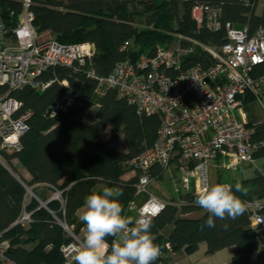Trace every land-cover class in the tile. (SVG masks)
<instances>
[{
  "label": "trees",
  "instance_id": "obj_1",
  "mask_svg": "<svg viewBox=\"0 0 264 264\" xmlns=\"http://www.w3.org/2000/svg\"><path fill=\"white\" fill-rule=\"evenodd\" d=\"M196 3L219 8L217 29L196 26L191 17ZM257 3L258 0H31L33 26L38 33L48 31L65 44L90 42L95 51L84 64L47 69L41 78L54 81L43 91L24 87L12 93L21 102L20 110H29L31 115L21 137L22 149L12 155L4 153L10 167L0 164V233L9 240L7 254L11 259L19 264H62L60 247L71 237L60 222L75 235L85 230L77 212L87 195L106 186L118 189L124 214L129 203L138 199L136 176H122L129 171L127 162L155 141L160 118L138 111L135 104L120 97L113 88L97 95V81L90 71L96 76L108 75L125 56L135 59L140 54H152L157 46L176 45L177 34L219 47L226 40V23L237 29L245 27L250 34L264 29V1L258 13ZM20 11V0H0V17L9 30ZM125 41L130 42L126 48ZM188 43L181 41L182 45ZM209 58L205 51L196 48L184 59L188 64L206 65ZM251 75H264V62L255 65ZM61 80H66L72 89L73 104L67 112L49 117V105L62 92ZM252 99L244 96L242 103L248 104ZM90 111L92 122L79 119L80 114ZM250 123L254 124L252 140L264 138V120ZM106 127L111 130L110 136L103 139ZM119 134L126 147L124 152L113 147ZM262 153L264 146L253 157ZM13 158L27 171L29 179L11 173H16L11 164ZM153 175L161 179L164 169L154 165ZM240 184L245 192H236L231 183L234 194L243 203L259 204L264 197V176H253ZM24 185L33 190L39 185L51 192L59 190L63 204L52 199L46 209L34 198L25 202ZM195 199L192 192L174 196L151 218V233L161 248L154 264H167L170 253H192L200 243L206 244L207 253L234 246L232 264H256L258 241L264 245V240L251 225L250 216L254 211L264 215V205L259 209L245 208L234 220L217 219L216 227L208 228L205 221L209 214L194 203ZM23 207L32 212V222L26 227L12 225ZM168 226L170 229L166 230ZM113 239L108 237L107 243L111 245Z\"/></svg>",
  "mask_w": 264,
  "mask_h": 264
},
{
  "label": "built area",
  "instance_id": "obj_2",
  "mask_svg": "<svg viewBox=\"0 0 264 264\" xmlns=\"http://www.w3.org/2000/svg\"><path fill=\"white\" fill-rule=\"evenodd\" d=\"M20 1L21 11L14 27L9 30L0 17V164L5 167L4 153L12 155L22 149L21 137L31 115L29 110H20L21 102L12 93L24 87L43 91L54 81L41 78L47 69L76 67L95 51L90 42L65 44L38 33L33 26L31 0ZM219 12L218 7L196 3L191 17L198 28L204 25L217 29ZM205 18L208 21L203 24ZM225 29L226 40L219 47L177 34L174 46H157L152 54H140L135 59L125 56L108 75L89 73L97 81V95L113 88L138 111L160 118L153 144L127 162L129 171L136 176L135 196H144L139 206L131 202L127 207H136V219H151L166 203L148 191L154 165L162 167L164 173L171 166L176 168V196L197 194L211 185V170L230 172L252 164L253 154L264 146V138L252 140L254 124L239 113L244 96L255 98L264 113V75H251L253 67L264 62V29L250 34L245 27L237 29L231 23H226ZM182 40L189 43L182 45ZM129 45V41L124 42V48ZM196 48L210 57L206 65L185 62L184 58ZM59 83L62 92L49 105V117L67 112L73 104L74 93L68 82ZM24 187L25 196H35L31 188ZM52 199L63 204L61 192L56 189L47 201H38L48 209L47 202ZM244 205L248 209L263 207L258 203ZM31 214L23 207L12 225L28 226ZM250 223L257 232L263 231L264 215L254 211ZM60 224L71 237L60 247L62 264H75V254L83 240L63 222ZM165 246L169 249L168 243ZM9 247V240L0 233V264H19L8 256Z\"/></svg>",
  "mask_w": 264,
  "mask_h": 264
},
{
  "label": "clouds",
  "instance_id": "obj_3",
  "mask_svg": "<svg viewBox=\"0 0 264 264\" xmlns=\"http://www.w3.org/2000/svg\"><path fill=\"white\" fill-rule=\"evenodd\" d=\"M235 191L245 192L239 183ZM120 195L118 189L106 186L85 197L79 217L85 228L84 241L75 254V264H154L160 257L161 248L151 233L152 220L124 214ZM194 203L209 214L205 221L208 228L216 227L217 219L234 220L245 211L244 203L227 183L205 186ZM110 236L115 237L111 245L107 243Z\"/></svg>",
  "mask_w": 264,
  "mask_h": 264
},
{
  "label": "rangeland",
  "instance_id": "obj_4",
  "mask_svg": "<svg viewBox=\"0 0 264 264\" xmlns=\"http://www.w3.org/2000/svg\"><path fill=\"white\" fill-rule=\"evenodd\" d=\"M263 1L264 0H258L257 7H256L257 13L260 12ZM207 21H208L207 18H205V21L203 22V24H206ZM42 35L44 37H48V38L54 37L48 31L43 32ZM245 105H248V106L244 107ZM240 111H241V116L243 118H245V120H246V118H250L251 120H258V119L264 120V113H263L261 107L259 106V104L257 103V101L255 100V98H253L250 102H248V104L242 103V105L240 107ZM90 114H91V111L82 113L79 116L85 120H88L91 116ZM11 164L16 170V173H14V174L17 177L21 176L23 178L24 172L22 171V168H21L22 166L20 165L19 161L16 158H13L11 160ZM252 164H253L252 167H249L247 164L246 166H243L236 171L214 172L213 175L211 176V185L216 184V183H227V184L233 183L235 185L237 183L240 184L244 179L252 178L254 176L253 170L255 168L260 170L262 173V176H264V154L262 153L260 155H257L256 157H253ZM8 166L9 165L7 164V167ZM176 179H177L176 173H174L172 171L165 173L161 179L154 177L153 181L151 182L150 186L148 187V191L150 193L158 196L159 198H161L164 201H169L174 196H176L174 193V189H175L174 185H175ZM29 188H31V187H29ZM31 190L33 191V194L35 195L32 198L36 199L37 201L39 200V201L45 202V199L42 200L43 198H41V197L45 198L51 194V190H47V189L40 188V187H36L34 190L31 188ZM143 197L144 196H139V197H137L138 199L133 202L136 207L142 203V201L144 200ZM29 199H30V193H28L27 196H25V202H27ZM262 202H264V197L262 198ZM136 207L131 208V209H127V214L132 213L131 216H134L135 211H136ZM169 228H170V226H168L166 228V230H169ZM84 233H85V230H81L80 233L77 234L83 241H84Z\"/></svg>",
  "mask_w": 264,
  "mask_h": 264
},
{
  "label": "crops",
  "instance_id": "obj_5",
  "mask_svg": "<svg viewBox=\"0 0 264 264\" xmlns=\"http://www.w3.org/2000/svg\"><path fill=\"white\" fill-rule=\"evenodd\" d=\"M239 113L241 114V111H239ZM79 119L84 120L87 123H90V122H92V120L94 118L90 117L88 120H85L79 116ZM260 120H262V119L251 120L250 118H246V121H248V122H257ZM110 131H111L110 128L106 127V129L104 130L101 137L103 139H108L110 136ZM113 147L119 151H122V152L126 151L125 144L122 140V134L118 135L117 141L113 144ZM248 166H249V164H248ZM21 168H22V171L24 172L23 178L29 179L30 176L27 173V171L23 167H21ZM170 171L176 173V177H177V171H176V168L174 166H171ZM214 172H217V171L211 170V172H210L211 173L210 174V182H211V176L213 175ZM132 176H134V173L128 171L122 177H123V179H127V178L132 177ZM39 186H40V188H44V189L49 190L45 186H42V185H39ZM50 195H48L47 197L44 198L45 201L48 200ZM259 204L264 205V202H262V199L260 200ZM83 208H84V206H82L78 210L77 214L79 216H81ZM128 215H132V213L128 214ZM258 236L261 240H264V230L259 231ZM233 250H234V246H227V247H224V248L217 250L213 253H207L206 244L200 243L198 246V249L192 253H184V252L170 253L168 256L169 259H168L167 264H232ZM263 254H264V245L259 240L258 245H257V253L255 256V263L256 264H264Z\"/></svg>",
  "mask_w": 264,
  "mask_h": 264
},
{
  "label": "water",
  "instance_id": "obj_6",
  "mask_svg": "<svg viewBox=\"0 0 264 264\" xmlns=\"http://www.w3.org/2000/svg\"><path fill=\"white\" fill-rule=\"evenodd\" d=\"M249 167H252V164H249ZM8 170L11 172V170L8 168ZM15 177H17L13 172H11ZM253 174H254V177H262V173L260 170H258L257 168H255L253 170Z\"/></svg>",
  "mask_w": 264,
  "mask_h": 264
}]
</instances>
